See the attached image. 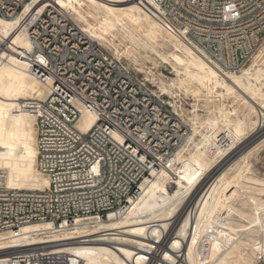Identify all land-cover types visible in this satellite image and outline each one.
Masks as SVG:
<instances>
[{
	"label": "bare ground",
	"instance_id": "1",
	"mask_svg": "<svg viewBox=\"0 0 264 264\" xmlns=\"http://www.w3.org/2000/svg\"><path fill=\"white\" fill-rule=\"evenodd\" d=\"M45 1L63 10L92 40L107 43L104 34L117 26L146 40L151 50L155 46L171 50L162 60L172 59L174 64L170 66L176 78L174 83L159 81L161 93L173 96L176 82L181 88L195 87L203 96L208 91L213 97L225 94L233 101L226 113H220L225 124L216 126L217 119L208 118L199 125L201 130L194 126L175 155L176 163L169 171L145 180L139 197L125 211L61 229L38 223L22 226L17 236L4 232L0 234V252H6L0 254V264H35L30 259L35 255H65L77 258L79 264H256L257 255L264 254V195L258 193L264 192V185L260 188L246 175H233L231 165L212 174L211 182L205 178L216 166L218 156L235 141L242 148L233 159L234 165L264 143V57L257 55L238 74H221L198 51L168 34L135 0ZM86 1L94 2L103 15L92 11L83 14L80 6ZM34 5L24 6L13 19H0V41L7 43V49L0 50V186L9 190L41 191L49 185L48 178L36 169L35 120L23 105L46 96L45 87L31 75L27 62L33 45L22 20L35 10L40 12L44 1L36 0ZM89 16L95 18L94 24ZM150 79L156 84V76ZM92 123V117L86 114L76 127L85 132ZM220 127L227 133L226 145L213 141ZM209 141L213 143L210 147ZM169 180L177 189L160 202ZM238 198H244V204L252 209L245 212L235 208L233 202ZM231 209L241 212L248 223H226ZM180 212L181 219L175 223ZM201 242L207 246L206 257L201 256ZM22 247L24 250H20ZM179 252L181 256L177 257Z\"/></svg>",
	"mask_w": 264,
	"mask_h": 264
},
{
	"label": "built area",
	"instance_id": "2",
	"mask_svg": "<svg viewBox=\"0 0 264 264\" xmlns=\"http://www.w3.org/2000/svg\"><path fill=\"white\" fill-rule=\"evenodd\" d=\"M37 1H44L43 9L22 21L33 45L29 72L46 96L23 105L35 120L36 169L49 185L41 191L0 186V234L14 236L30 224L61 229L125 211L145 180L176 163L190 135L177 108L147 80L90 40L63 10ZM135 1L221 74L240 73L264 48V0ZM34 3L0 0V19H13ZM2 49H7L5 41H0ZM86 114L93 123L82 132L76 123ZM224 131L216 134L215 143L226 144ZM199 246L206 257L207 246ZM30 259L35 264L80 263L65 255ZM256 264H264L263 253Z\"/></svg>",
	"mask_w": 264,
	"mask_h": 264
},
{
	"label": "rangeland",
	"instance_id": "3",
	"mask_svg": "<svg viewBox=\"0 0 264 264\" xmlns=\"http://www.w3.org/2000/svg\"><path fill=\"white\" fill-rule=\"evenodd\" d=\"M80 10L82 11L83 14L84 13L87 14V13L92 11V13L99 14V17L102 16L104 13L103 10L99 9L95 5L94 2H87V1L83 2V4H81ZM88 20L92 24L95 23V18L91 19V17H90V18H88ZM74 23L76 24V22H74ZM115 27H113L114 29L112 28L109 31V33L104 34L105 38L108 41L107 43L103 42V41H99V40H92L90 38L89 39L94 41L100 48L104 49V51L107 52L108 54H110L113 58L123 62L133 73L138 75L140 78L147 80L148 84L154 90L159 91V89L157 87L159 81H163L166 83H170V82L174 83L173 80L176 78V76H175V72L173 71V69L171 67L174 64V62L172 61V59H170L169 62H167V61L165 62L162 60V58L167 56V54H169L171 52V50L166 51V50L162 49L160 46H155L151 50L149 48V46L147 44H145L146 40L143 41L144 39L143 40L139 39L138 36L136 35V33L134 34L131 31L129 32L125 29H122L121 27H117V26H115ZM109 42L111 43L110 45L112 47L111 46L109 47V44H108ZM112 49H113V51H112ZM115 51L118 52V54ZM167 52H169V53H167ZM259 55L261 57H264V48L262 49V51L260 52ZM168 64H169V66H168ZM170 64H171V66H170ZM151 75L156 76V84L152 83V81L150 79ZM197 89H200V88L198 87ZM174 90H175V93L173 96H169L165 93H161V91H159V92L165 98H167L169 100L172 107L177 108V110H178L177 114H179L180 118L188 125V127L190 129V134L192 133L194 126L196 127V129L201 130L199 128V125L201 123H203V121L207 120L208 118L213 119V120L217 119V121H216L217 125L216 126H221V125L225 124V121L221 122L225 119L220 118L223 115V114L220 115V113H221V111H223L224 113H226L228 111V108L231 106V103L233 101V100H231L232 99L231 97H229L225 94H222V95L215 94V97H213V96H211V94L208 91L207 92L202 91L204 93V95L206 93V96H203V94L201 95V93H199L195 89V87H192L190 85L188 87L181 88L176 82H175ZM217 95H219V96H217ZM205 97H212L213 99L210 98L211 99V101H210V99L205 98ZM240 115H242V113ZM219 118L221 120H219ZM251 118H252V121L255 120V118L253 116ZM221 130H223V129L220 127L219 131H221ZM248 130L249 129H247V131ZM244 137L245 136H242V138L240 140H242ZM197 138H199V136ZM227 142H228V140L226 137L225 143L227 144ZM207 145H208V147H210L211 145H213V143L211 141H209V142H207ZM241 148H242V145L239 146L237 144V141H235L231 145V147L227 148V150H226V151H228L231 149L230 152L225 151L224 154H220L218 156L219 158L215 162L216 166L211 168V170H209L207 172V174H206L207 177L205 178L206 182L207 183L211 182L210 177H212L211 176L212 174L216 173L217 171H219L221 169L229 168L232 166L231 173L233 175L235 174L236 176H239V177L246 175L247 177H250L253 180L252 183L255 186L260 187V188L263 187L262 185H264V143L260 148L259 147L256 148L254 150L255 152L252 151L246 158L244 157V160H243V157L240 158L239 160H237L238 162L236 163V165H234L233 159L237 156V154L239 153L238 151ZM230 153H231V155H230ZM207 178H209V179H207ZM176 189H177V185H175L172 180L167 181V184L164 187V191H161L162 198H161L160 202L162 201V199L166 198L167 195L173 194ZM258 193L264 195V192L260 191ZM244 201H245L244 198H238L237 200H234L233 205L238 210L245 211V212L252 209L251 205L250 204H244ZM189 202H190V200L185 202V208L189 205L188 204ZM185 208H184V210H185ZM190 209H188V213H189ZM181 212L178 214V217L175 219V221H176L175 223H177L179 218L181 219ZM218 213H219V210H218ZM193 214L194 213H192L193 217H191V219H190L191 222L194 221V219H193L194 215ZM225 221H226V223L230 224L231 226L236 225V224L241 225V224H247L248 223V220L245 219V217L241 214V212L236 211L234 209H231L230 215L226 216ZM242 233L245 235L247 232H245V231L239 232V234H242ZM165 238H168V235ZM161 244H162V238H161ZM5 252L6 251H2V252H0V254L1 253L5 254ZM177 254H179L177 257L181 256L180 252L176 253V255ZM22 262H26V261H22Z\"/></svg>",
	"mask_w": 264,
	"mask_h": 264
}]
</instances>
